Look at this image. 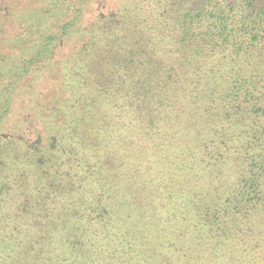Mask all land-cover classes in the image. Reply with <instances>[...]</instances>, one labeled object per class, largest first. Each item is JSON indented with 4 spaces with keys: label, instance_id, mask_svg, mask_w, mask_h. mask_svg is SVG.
<instances>
[{
    "label": "trees",
    "instance_id": "16d2710c",
    "mask_svg": "<svg viewBox=\"0 0 264 264\" xmlns=\"http://www.w3.org/2000/svg\"><path fill=\"white\" fill-rule=\"evenodd\" d=\"M79 2L0 64V264H264V0Z\"/></svg>",
    "mask_w": 264,
    "mask_h": 264
},
{
    "label": "rangeland",
    "instance_id": "374dc122",
    "mask_svg": "<svg viewBox=\"0 0 264 264\" xmlns=\"http://www.w3.org/2000/svg\"><path fill=\"white\" fill-rule=\"evenodd\" d=\"M51 1L53 0H3V7L8 6L10 9L12 8L13 14L6 19H0V64H8L10 61L15 60L18 57L19 51L17 50L23 45V41H21L22 36L24 35L22 30L24 24L29 20V17H27L28 15H36L37 17L43 9L50 5L53 8V11L45 15V18H47L46 24H53L52 32L56 35L57 33H60L61 24L73 18L74 12L80 3L79 0H67L65 8H68V10L63 11L60 9L57 10L58 7L55 5L52 6L50 4ZM100 2H102V0H83L84 6H86L89 11L86 15V22L94 20L96 6ZM57 49V57L59 56L57 63L59 64L60 59H62L64 55H62L60 48ZM37 73L38 72H35L33 74V72L30 71L29 75L21 79L16 86L17 88L15 87L14 89V96L10 110L11 118L9 120L10 130H12V132L20 130L19 125L24 123L28 131H31L30 125L25 119H27L32 112L29 109V106L33 100L32 92L36 89L35 85L39 81V78L36 80ZM49 83L52 85L53 80L49 79ZM2 99H0V103L2 102Z\"/></svg>",
    "mask_w": 264,
    "mask_h": 264
}]
</instances>
